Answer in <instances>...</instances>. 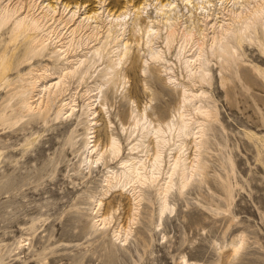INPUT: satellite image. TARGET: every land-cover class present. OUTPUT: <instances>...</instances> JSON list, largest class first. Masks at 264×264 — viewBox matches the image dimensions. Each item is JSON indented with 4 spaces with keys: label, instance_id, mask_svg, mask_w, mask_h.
<instances>
[{
    "label": "rangeland",
    "instance_id": "1",
    "mask_svg": "<svg viewBox=\"0 0 264 264\" xmlns=\"http://www.w3.org/2000/svg\"><path fill=\"white\" fill-rule=\"evenodd\" d=\"M166 1L0 0V264H264V10L242 35L232 17L263 0H211L207 18L198 0ZM121 13L124 34L112 21ZM220 20L235 31L229 63L217 43L211 53L210 24ZM170 22L204 35L207 79L189 77L179 34L166 45ZM151 24L157 59L146 42ZM179 82L203 106L186 107L204 127L201 146L184 143L203 170L185 187L176 176L161 213L153 182L108 179L153 153L155 135L141 138L133 114L172 119ZM112 136L115 155L106 150ZM167 136L161 182L179 143ZM93 143L105 151L98 162Z\"/></svg>",
    "mask_w": 264,
    "mask_h": 264
},
{
    "label": "bare ground",
    "instance_id": "2",
    "mask_svg": "<svg viewBox=\"0 0 264 264\" xmlns=\"http://www.w3.org/2000/svg\"><path fill=\"white\" fill-rule=\"evenodd\" d=\"M186 1L191 2V0H186ZM210 2L211 0H198V4L200 3L201 7L205 10L204 12V15L206 16L205 18L210 16V11H208L210 10L209 9ZM173 3H174L173 0H169L162 3V5L170 6ZM248 5L247 7L245 6V8H247L246 10L242 11L241 9L240 12L239 11L236 12L232 10L233 16L232 15L231 16L241 21L240 35L244 34L246 29H248L249 26L254 23V20L264 10V0L255 2V4L250 8L248 7ZM50 7H52V5H50ZM7 9H8L7 6H2L1 12L8 13L9 10ZM122 15H126V13H121L116 15L115 17H112V21L116 22L117 25L120 26L118 30L123 28L122 34H124L125 27L128 22L125 19H123ZM40 18L41 17L36 18V21H38ZM228 21L226 22L224 20L222 21L220 20L219 23L213 22L212 24H210L211 25L210 27L215 29L213 34L211 35L212 43L210 42V45L212 44L211 53H214L213 47L214 44L217 43L215 50L219 51L218 56L229 63V59H230L229 57L231 53L234 54L236 53V49H234V47L230 45L229 36L234 34L235 31L234 29H232L233 27L232 22H228ZM146 33H147L146 42L148 43L150 48L149 50L150 57L153 59L160 58L161 50L160 48L156 47L155 43H153L154 42L153 37L154 35L155 36L158 35L159 29L151 24L148 27ZM178 34L180 37V50H181V52H179V55L180 56L185 55V66L187 68L186 70L188 71L189 77L192 78L193 81H196L195 79H201V80L207 79L209 71L208 68L205 67L204 62L206 63L209 60L203 56L205 52L203 51L204 35L203 37L199 38L197 37V35L199 34L196 33V30L194 28L189 29L186 26H182V25L178 27L176 23L170 22V25L167 28L165 35L166 45L172 44L175 41V38L177 37ZM188 44L192 46L190 50L194 46H196V49L189 55L184 54V50L186 49ZM96 48L97 51H99V48L98 47ZM127 51H128V43L127 40H124L122 43H120V47H118L115 63L112 66H110L111 73H113L116 70V67L121 63ZM0 74H1V62H0ZM171 77L169 76V78ZM58 82L59 81H57L55 84H58ZM176 84L180 88V93L178 99L177 112L176 114L173 115L172 119L159 118L160 122H158L157 124H153L151 119H149V114L146 108L142 111L140 115L137 112L133 114L135 125H139L141 127V131H142L141 138H144L145 135L147 134L155 135V143H154L155 147L153 153L150 156H145L140 158L134 156V159L131 160L130 162L128 161L124 162L125 167L122 170L123 171L122 174H118L115 170H113L108 179L110 186L117 185V183H119L124 187H126L130 182H134V183L137 182L143 186L145 184L153 182V184L157 186V192L160 195L161 213L169 207L168 194L177 183L175 180L176 176H178V178L180 179L179 183H181V186L185 187L186 185L189 184V182L191 183V181L194 180V177L197 174H200V172L203 170V163L198 157V154H195L194 159L191 161L189 160V157L187 156L186 153V148L184 147L186 137H193L194 138L193 141L195 142V145H197V147L201 146L202 136L204 134V127H197L196 125H194L192 121V117L186 111V107L194 104L196 107L195 108L193 106L194 109H201V107L203 106L201 107L196 106V102H197L196 97L198 95L195 94L193 90H190V88H188L186 84H183L181 82ZM170 96H171L170 93L167 94V97L160 96V100L167 101L173 99ZM71 108L73 107L70 106L69 109ZM202 111H205V114L208 113V110H202ZM167 135H171V136L175 135L177 138H179L177 139V141L179 140V143L174 142L173 147L169 149V158L170 157L171 158L169 160V166L166 171L167 175L164 181L161 182L163 180V179L161 180V177L163 173V164L165 161L164 156L166 151L164 149L171 139ZM97 145H98L97 143H93L91 144L89 149L91 152L94 151V153L96 154L95 158L92 159V161H96V162H98L99 159L103 158L105 152L104 150H100ZM108 149L111 151V154L113 155H115V153L120 152L121 149L120 143L113 136L110 138L109 148H106V150ZM174 150L177 151L176 154H174ZM88 156L90 155L88 154ZM118 175L120 176L122 175V178L119 179L118 177L117 182L112 183V181L116 179ZM103 219L105 222L107 217L104 216Z\"/></svg>",
    "mask_w": 264,
    "mask_h": 264
}]
</instances>
